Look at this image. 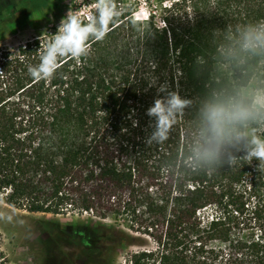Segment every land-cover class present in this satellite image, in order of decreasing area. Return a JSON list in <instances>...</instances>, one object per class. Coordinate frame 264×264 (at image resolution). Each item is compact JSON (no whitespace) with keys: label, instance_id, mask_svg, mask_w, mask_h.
<instances>
[{"label":"trees","instance_id":"1","mask_svg":"<svg viewBox=\"0 0 264 264\" xmlns=\"http://www.w3.org/2000/svg\"><path fill=\"white\" fill-rule=\"evenodd\" d=\"M114 2L121 15L107 35L90 40L79 61L60 58L49 78L27 71L42 35L0 46V202L89 214L97 264H113L109 253L126 248L134 249L129 264H264L258 161L180 168L199 100L240 80L264 84V58L235 67L219 51L229 25L264 20V0H174L162 27ZM179 5L191 12L174 15ZM161 85L191 104L169 140L150 146L146 113L165 95Z\"/></svg>","mask_w":264,"mask_h":264},{"label":"clouds","instance_id":"2","mask_svg":"<svg viewBox=\"0 0 264 264\" xmlns=\"http://www.w3.org/2000/svg\"><path fill=\"white\" fill-rule=\"evenodd\" d=\"M120 15L114 0H95L86 20L79 10L70 8L54 34L45 32L40 37L39 62L28 67L29 75L37 81L46 79L56 71L60 58L68 56L79 61L87 56L88 42L102 40ZM46 33L48 38L42 39ZM219 51L235 67L249 59L264 58V20L229 25ZM158 92L165 95L155 99L146 113L152 119V131L145 141L150 146H161L169 140L178 118L191 104L177 92L167 91L165 85ZM258 127H264V84L240 80L207 92L199 100L186 132L180 168L210 171L256 160L259 172L264 171V135L256 133ZM6 219L11 221L13 217L8 215Z\"/></svg>","mask_w":264,"mask_h":264},{"label":"rangeland","instance_id":"3","mask_svg":"<svg viewBox=\"0 0 264 264\" xmlns=\"http://www.w3.org/2000/svg\"><path fill=\"white\" fill-rule=\"evenodd\" d=\"M123 11L133 10L134 18L159 27L170 13L174 0H120ZM95 0H0V46H14L57 28L70 8L84 14L92 12ZM177 6L178 17L188 6ZM253 85L257 84L255 81ZM12 215L8 221L6 217ZM89 214L69 212L65 215L29 213L0 202V264H97L95 247L98 234ZM106 224H113L111 219ZM133 248L117 254L111 252L113 264H129ZM112 264V263H111Z\"/></svg>","mask_w":264,"mask_h":264},{"label":"built area","instance_id":"4","mask_svg":"<svg viewBox=\"0 0 264 264\" xmlns=\"http://www.w3.org/2000/svg\"><path fill=\"white\" fill-rule=\"evenodd\" d=\"M91 12H89V13H86V14H84V17H83V19H87V16H88V14H90Z\"/></svg>","mask_w":264,"mask_h":264}]
</instances>
